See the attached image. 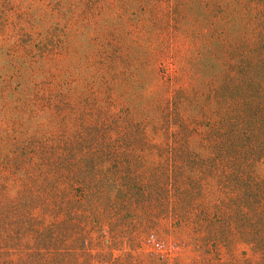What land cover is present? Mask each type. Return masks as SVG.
I'll return each instance as SVG.
<instances>
[{
    "label": "rangeland",
    "instance_id": "374dc122",
    "mask_svg": "<svg viewBox=\"0 0 264 264\" xmlns=\"http://www.w3.org/2000/svg\"><path fill=\"white\" fill-rule=\"evenodd\" d=\"M256 70L264 0H0V264H264Z\"/></svg>",
    "mask_w": 264,
    "mask_h": 264
},
{
    "label": "trees",
    "instance_id": "16d2710c",
    "mask_svg": "<svg viewBox=\"0 0 264 264\" xmlns=\"http://www.w3.org/2000/svg\"><path fill=\"white\" fill-rule=\"evenodd\" d=\"M257 72L260 73V75H261V78H262L261 81L256 82V83L250 82L251 84H244L242 86V91L240 93L246 92V93H248L249 97L257 96L260 103L264 106V71H257ZM221 95H223L225 97L226 92L223 90ZM214 100H216V96H214ZM217 101L219 102L218 103L219 109L225 110L227 116L230 117L233 113V110H232L233 107L231 108V110H228V108L226 107L227 104L225 103V99L222 96H220L219 99H217ZM194 120H196V119H194ZM194 120L185 119V118L183 119V122L187 126V129H188L187 131H189L195 127V126H193L194 124L196 125V121H194ZM260 122H264V116L261 118ZM213 126L220 128V125L217 121L213 124ZM230 131L232 133H234L233 137H234V139H236V141H237V139H239V137L242 138V136L246 137L245 141H248L247 147H243L244 149H243L242 157H245L246 155L249 156V154H253L254 157L257 159L256 163L262 162V164H264V162H263L264 161V143H263V141H261L259 139V137L257 135H255V139L257 142L256 143L257 145L255 146L253 144L252 136L246 135L247 131L239 132V133H237V131L235 129H233V130L230 129ZM249 141H250V143H249ZM243 174H245L244 171H242V175ZM253 183H254L253 184V190L250 191V195L247 194L245 207H246V204H247V208H250V207L254 208V206H255V208L252 209L253 212L255 213L253 216H256L258 214H261L262 216H264V179L259 180V181H254ZM182 196H184V199L186 201V203H185L186 205L191 202L190 199L187 198L186 195H183V194H179L176 198L179 199V197H182Z\"/></svg>",
    "mask_w": 264,
    "mask_h": 264
}]
</instances>
